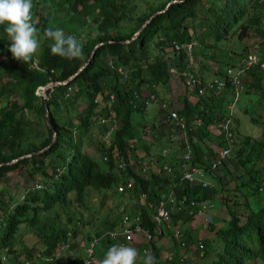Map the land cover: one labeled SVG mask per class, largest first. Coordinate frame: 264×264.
<instances>
[{
  "label": "trees",
  "instance_id": "obj_1",
  "mask_svg": "<svg viewBox=\"0 0 264 264\" xmlns=\"http://www.w3.org/2000/svg\"><path fill=\"white\" fill-rule=\"evenodd\" d=\"M121 8L124 14L117 13ZM32 16L41 38L49 28L76 36L84 45V59L54 56L49 47L51 42L42 39L41 48L33 58L39 69L31 67L32 62L24 64L12 58L9 41L0 26L3 35L0 34V183H4L8 173L26 171V187L31 189L22 199L21 190L8 196L7 210L1 208L4 200L0 190V264H61L54 258L60 247L72 252V258L64 253L66 264L82 260L83 249L93 236L122 228V215L131 213L127 214L130 209L120 204H116L115 209H120L116 212L108 207L99 225L92 227L91 237L83 221L91 223L93 203L101 207L107 202L105 196H97L99 191L107 189L111 198L134 200L132 208L140 215L139 224L150 233L155 232L150 215L160 192L172 189L176 202L186 197L181 211L170 212L165 228L182 229L185 245L196 241L193 232L190 235L188 232L200 230L204 233L202 248L190 249L182 261L171 257L173 260L164 264H187L188 258L197 252L204 257L207 238L212 236L221 240L222 247L207 264H264V69L258 64L243 71V90L235 101H239L238 108L234 111L233 107L230 115L226 114L227 110L225 113L232 93L225 69L236 64L231 57L254 53L259 62L264 60V0H33ZM231 44L233 47H228ZM95 45L92 57L75 78L49 92L45 103L48 123L44 122L43 101L34 94L35 88L44 85L49 76L62 81L75 73ZM99 58L101 62L97 64ZM112 59L121 73L108 65ZM207 68L214 77H203ZM183 70L202 81L216 77L224 80L221 90L203 89L191 100L182 98L179 110L174 108L183 118L184 134L166 121V103L164 107L162 102L158 103L156 118L149 122L142 119L148 107L145 102L150 95L154 96L156 87L166 85L171 74ZM175 76L185 85L183 77ZM70 85L76 88L69 96L71 101L64 96ZM9 86H14V90L10 92ZM109 95L112 101L107 110L105 102ZM62 106L66 107L67 117L60 121ZM99 115L118 123L107 146L99 140L97 130L91 135L87 133L90 128L93 130ZM132 116L138 122L136 137ZM228 117L227 137L221 125ZM39 122L34 128L33 124ZM248 122L258 126L256 134L240 130ZM171 128L176 140L171 138ZM53 130L55 139L47 147ZM162 135L166 139L168 135L169 142L178 143L180 160L188 145L186 166L202 167L203 178L210 184L179 181L180 172L172 167L176 164L174 153L171 154L174 161H169L171 173L161 172L169 150L161 146L156 152L153 148ZM83 141L95 157L82 152ZM224 148L230 150L227 159L210 169L217 152ZM135 149L141 152L140 156L135 154ZM132 152L137 156L136 161H131ZM26 154L29 156L19 158ZM104 156L106 160L102 161ZM119 159L127 162L125 168H115ZM147 162L152 165L148 167L152 172L144 175L142 168ZM129 180L132 186L122 193L124 196L113 188L114 184ZM173 183L176 186H171ZM140 192L145 193V200L139 204ZM214 199L228 215L221 226L209 223L213 204L195 217L188 214V201L212 203ZM202 222L208 227H203ZM20 224L33 230L35 240L18 250L19 242L13 240ZM79 224L83 230L78 228ZM165 234L171 235L170 230ZM99 244L106 253L114 243L106 238ZM162 244V239L149 244L148 254L155 257L156 264H163ZM172 249L176 253L178 246ZM137 251L140 257L146 256L140 249ZM101 252L95 248L92 264H100L105 255H100Z\"/></svg>",
  "mask_w": 264,
  "mask_h": 264
},
{
  "label": "built area",
  "instance_id": "obj_2",
  "mask_svg": "<svg viewBox=\"0 0 264 264\" xmlns=\"http://www.w3.org/2000/svg\"><path fill=\"white\" fill-rule=\"evenodd\" d=\"M174 48H177L176 45H174ZM186 48L188 52L189 47L187 46ZM257 64L259 65L260 68L264 69V60L259 62L254 53H248L245 57H242L239 60H237L234 67H226L225 73L226 75L230 76V80L232 84V95H233L231 102L227 103L226 105L227 114L230 115L231 113H233L234 103L237 100L240 92L243 90L244 85H243L241 74L248 67H252ZM108 65L113 67L116 72L121 73L120 68L117 66V64H112V61H108ZM175 75H179L183 77L185 81V85L187 87L192 86L193 88H195L197 92L196 94H199L203 89L221 90L224 87V80L219 77H216V78H213L207 81H202L196 76H194L192 73L188 72L187 70H183L180 73H176ZM57 84H58V81L50 80L48 82L49 87L56 86ZM72 90H73L72 87H67L65 97L69 96ZM39 91L42 92V87L39 89ZM108 100H109V103L112 101L111 95H109ZM154 101H155L154 96L150 95L149 99L145 103L148 105L149 103H153ZM161 107H164V105L162 104ZM165 117L168 123H172L174 126L178 127L180 132L184 134L185 132L184 121H183V118L178 115L176 110H167V114ZM107 118H108L107 125L111 126L112 123L115 121L113 120V118H110V117H107ZM229 121H230V118L228 117L223 121L221 125L223 133H225L227 137L230 135L228 131ZM196 123H200L199 120H196ZM113 130L114 128H111L109 134ZM171 130L172 132H174L173 128H171ZM230 140L231 139L229 138L228 142H230ZM105 145L107 146L106 143ZM229 152H230L229 148H224V149L219 150L216 154L215 159L210 163V169H214L215 167L220 165L222 162H225L228 155L230 154ZM189 153H190V150H189L188 145L186 144L185 151L183 152L181 156V161H180V166L182 169L180 171L179 181L187 180L190 183L198 182L201 186H206L210 184L207 180H205V178H203V176H205V171L202 167H199V166L198 167L197 166L187 167L186 166L185 162L189 161ZM162 155H164V152H162ZM136 157L137 156L134 155L131 161H136ZM105 160H106V157L105 156L102 157V161H105ZM126 165H127V162L125 163L122 159H119L117 163L115 164V168L123 169L126 167ZM147 170H148V167L144 166L142 168L143 172ZM160 170L164 175H168L171 173V167L167 163L163 164ZM174 185H175L174 183L173 185L171 184V186L173 187ZM131 186L132 184L129 180L125 183L121 182V183L116 184L115 190L117 193H123V192L128 191L129 188H131ZM157 191L159 192V190ZM160 193H161L160 198L158 199L156 205L153 207L154 213L150 215L151 220H153L155 223L154 233H150L146 228H143L139 224L140 215L138 211L134 209H130V211L127 212V214L131 212L129 216L125 215L126 213L122 215V224H123L122 228H119L118 230L106 231V232H103L93 237L88 242L85 249L83 250L82 260L78 261L79 260L78 259L73 264H92L93 262L92 258L94 256L93 253H94L95 245H97L98 242L104 238L105 239L108 238L112 240L113 243H115V245H125V246L130 247V245L134 243L133 247L136 248L137 250L140 249L142 254H145V255L149 253L148 248H149L150 242L156 243L158 239H162L163 244H165L164 246H167V249L164 250L162 248L166 252H163V254H161V257L166 262L172 261L173 259H171V257L174 258V256L178 259V261H182L184 257L186 256L185 254L188 253L190 249L191 250L201 249L202 248L201 240L194 241L191 244L189 243L187 245L184 244L182 229L176 226L174 227L172 226L171 228L166 229L168 227L167 224L169 222L170 212L181 211L186 201V197L182 196L180 200L176 202L174 198L175 193L173 192L172 189L166 192H160ZM144 200H145V193L140 192L137 196V201L140 204V203H143ZM130 202L134 203V200L130 199ZM211 205L212 203L208 200H202V201L190 200L188 201V204H187V209H188L187 212L190 216L195 217L199 214H202V212L206 208L210 207ZM204 218H206V213L204 215ZM166 230H170L171 235L165 234ZM116 235H121V237L117 238ZM167 237H169L170 239L168 240ZM173 244L178 246L176 253H174L175 251L172 249L174 247ZM142 245L143 247H140Z\"/></svg>",
  "mask_w": 264,
  "mask_h": 264
},
{
  "label": "rangeland",
  "instance_id": "obj_3",
  "mask_svg": "<svg viewBox=\"0 0 264 264\" xmlns=\"http://www.w3.org/2000/svg\"><path fill=\"white\" fill-rule=\"evenodd\" d=\"M124 9L123 8H121L120 10H118V14H124ZM135 37V33H133V35H132V38H134ZM228 47H233L232 46V44L230 45V46H228ZM235 56H232L231 57V60H233V58H234ZM105 58H107V55L106 56H104V58H103V62H104V59ZM112 61V64H117V62H115V59H112L111 60ZM100 62H101V60H100V58L96 61V63L97 64H100ZM52 73H54V71L52 70ZM219 78H221V77H219ZM66 80V79H65ZM65 80H62V81H59L58 80V85L57 86H59V85H64V84H66V83H63ZM74 85V84H73ZM9 88H10V91H13L14 90V86H9ZM67 91V90H66ZM232 97H233V95H232V93L230 94V96H229V99H228V101H227V103H229V102H231V100H232ZM45 98H48V95H46V97ZM67 98V100H69V101H71V98H68V96L66 97ZM97 100L98 101H100L101 99H100V97L98 96L97 97ZM239 100H240V98H239ZM84 101H85V98H84ZM86 102V101H85ZM109 100L107 101V102H105V104L107 105V110H109ZM226 103V104H227ZM238 104H239V101L238 102H236L235 104H234V111L238 108ZM153 105H155L156 106V104H153ZM174 108H176V107H174ZM226 110H227V108H226V105H225V113H226ZM55 114V113H54ZM144 114H145V111H144V113H143V117H142V119L144 118ZM227 114V113H226ZM65 117H67V113H66V107H64V106H62L61 107V111L59 112V117L58 118H60L59 120L60 121H63V119L62 118H65ZM30 118H35V116L34 115H30ZM148 118H150L149 117V114H148ZM155 117H153L152 119H154ZM89 120H90V122H92L93 121V119H92V116H89ZM34 122H36V120L34 119ZM107 123H108V118L107 117H103L102 118V116H96V119H95V124H94V126H93V130L90 128L88 131H87V133L89 134V135H91V133L92 132H95L96 130L98 131V134L97 135H99L100 136V141H102V142H104V143H106V144H108V142L110 141V134L114 131H112L110 134H109V132H110V130H111V128H117L118 127V123H115V122H113L112 123V125L111 126H108L107 125ZM38 124H41L40 122L39 123H36L35 125L33 124V127L34 128H36L37 127V125ZM132 124H133V127H134V132H135V137H136V135L138 134V131L139 130H136L135 128L137 127V124H138V122H137V120H136V118L134 117V116H132ZM93 125V124H92ZM91 125V126H92ZM240 130L241 131H243L244 133H246V132H249L250 134H256L257 133V130H258V126L257 125H253V126H251L250 125V123L248 122V123H243L242 124V127H240ZM86 132V131H85ZM175 134V132H171L170 131V135H171V138L173 139V140H176L175 139V137H172V134ZM73 134H74V136H75V132L73 131ZM85 135H87V134H85ZM73 136V135H72ZM148 137H150V136H148ZM168 135H167V139H166V137L164 136V135H162V138L161 139H159L158 140V142H157V144L154 146V151H159L160 150V147L161 146H164V147H166L168 150H171V149H173L174 147H176V153H175V155H176V157L174 158V159H177L176 160V164H171L172 165V167H173V169L176 171V172H180L181 171V166H180V151L181 150H179L178 148H177V145H176V143H171V142H169L168 141ZM135 140H136V138H135ZM170 144V145H169ZM91 147H89L84 141H83V145H82V147H81V150H82V152H85V153H87L88 154V156H91V157H95V153L90 149ZM92 148H93V146H92ZM135 150H138V149H135ZM135 150H133L134 152H135ZM134 152H132V153H134ZM138 152H139V150H138ZM174 159H171V157L169 156V155H167L166 156V163L167 164H170L169 163V161L171 160L172 162L174 161ZM13 161H15V159H13V160H11L10 162H13ZM100 165H102L101 163H100ZM145 166H147V167H150V166H152L149 162H147L146 164H145ZM47 171L49 172L50 170L49 169H47ZM149 172H152L151 170H149V168H148V170L147 171H145L144 172V175L145 174H147V173H149ZM26 177H27V173H26V171H22V172H20V173H15L14 175H12L11 173H8V174H6V176H5V179H4V183H0V190H2L3 191V203H2V205H1V208L3 209H8L10 206H9V204L8 203H6V200H7V197L8 196H12V195H14L16 192H18L19 190H21L22 192H21V194H20V198L22 199V196L24 195V193L26 192V191H28V190H31V189H28L27 187H26V184H28V180L26 179ZM173 185V184H172ZM174 186H176V184L174 185ZM34 188H38V185L37 184H34ZM113 188L114 189H116V184H114L113 185ZM110 190L109 189H107V190H102V191H99L98 193H97V196H98V198L99 197H101V196H105L104 198H107V202L105 203V204H103L101 207H98V205H97V203H93L91 206H90V212H93L92 214H93V217L90 219V221H91V223L90 224H87L86 223V220H84L83 221V224H84V226H85V228L86 229H88V230H90L91 232H90V236L92 235V227L94 226V225H99V223L102 221V218L104 217V214H105V212L107 211V209H108V207H110V209H113L114 208V211L116 212L117 210H120V209H115V207H116V204H120V207L122 206V207H125V208H128V210L129 209H133L132 208V205H133V203L132 202H130V199H128V201H127V199H125L124 197L122 198V199H118V198H116V199H114V198H111V196H110V192H109ZM120 194H122V193H120ZM123 195V194H122ZM140 195H142V194H140ZM124 196V195H123ZM94 198H95V196H93ZM97 198H95V200H96ZM111 199H114V200H111ZM214 208H213V210L210 212V213H212L213 214V216H214V219H211L210 220V224L211 225H213V226H221L222 225V223L225 221V220H227L228 219V215H226V213H225V211L221 208V205L219 204V202L218 201H216V203H214ZM95 213H97V215L95 214ZM86 214V213H85ZM95 216V217H94ZM208 224V223H207ZM202 225H203V227L204 226H206V227H208V225H206V222H202ZM78 228L79 229H81V230H83V226H82V224H79V226H78ZM93 236V235H92ZM91 236V237H92ZM116 237L117 238H120L121 237V235H116ZM79 237H77L75 240H77ZM167 239L169 240L170 238L169 237H167ZM35 240V236H34V233H33V230L32 229H30V228H28L27 226H25L24 224H20V225H18V229H17V231H16V234H15V237H14V242H19L18 243V250H20L21 249V247H22V245H24V244H26V245H30L31 244V242H33ZM203 240V239H202ZM207 246H206V248H205V250H204V253H205V255H204V257H201V252H197V254H195V255H193V256H190L188 259H189V262L187 263V264H207L208 262H210L211 260H213V259H215V257H216V252L217 251H219L220 249H221V247H222V242H221V240L219 239V238H217V237H215V236H212L211 238L210 237H208L207 238ZM113 245H115V243L113 244ZM133 245H134V243H132V245H130V247H133ZM165 244H162L161 246H162V248L164 249V250H166L167 249V246H164ZM98 248V249H101V245L98 243L97 245H95V248ZM164 252H166V251H164ZM64 253H67V256H70L71 258L73 257V256H71L72 255V252H67V250L64 248V247H60L59 249H58V251L56 252V255H55V260L56 259H58V260H60L61 262H64L65 261V258L67 257V256H65L64 255ZM71 254V255H70ZM161 254H163V250L161 251ZM101 255V254H100ZM175 257V256H174ZM143 257H140L139 255H138V258H137V261H136V264H143ZM162 259V258H161ZM54 260V261H55ZM53 261V262H54ZM162 261H163V264L166 262L165 260H163L162 259ZM167 263V262H166ZM62 264V263H61Z\"/></svg>",
  "mask_w": 264,
  "mask_h": 264
},
{
  "label": "clouds",
  "instance_id": "obj_4",
  "mask_svg": "<svg viewBox=\"0 0 264 264\" xmlns=\"http://www.w3.org/2000/svg\"><path fill=\"white\" fill-rule=\"evenodd\" d=\"M32 7L33 0H0V26L4 28V32L6 33L9 41L8 51H10L12 58L24 64L32 62L41 48L43 39L51 42L49 47L52 55L68 60H83L84 45L76 36L65 34L62 29L53 30L49 28L44 31V35L41 38L33 22ZM136 34L137 32H135V35ZM86 63L87 62L83 65ZM113 71L115 72V70ZM54 81L58 80L55 79ZM68 87H72L73 90L76 89L72 85ZM66 90L64 93H66ZM43 91L42 89V92ZM70 95H72V92L69 96ZM65 99L67 98L65 97ZM154 102L151 104H157L158 106V103ZM104 239H101L98 243ZM100 250H102L100 254L105 253L102 247ZM137 258L138 251L136 248L125 245H113L108 248L107 252L100 260V264H136ZM143 264H156L155 257L151 254H147L143 259Z\"/></svg>",
  "mask_w": 264,
  "mask_h": 264
},
{
  "label": "crops",
  "instance_id": "obj_5",
  "mask_svg": "<svg viewBox=\"0 0 264 264\" xmlns=\"http://www.w3.org/2000/svg\"><path fill=\"white\" fill-rule=\"evenodd\" d=\"M0 32H1V30H0ZM0 34H1V37H3L2 33H0ZM237 58L238 57H236V56L233 58V63L234 64L237 62V60L240 59V57L238 59ZM30 66L39 69V67L37 65V60L36 59H33V61L30 64ZM205 71H206V69L203 72H205ZM209 76L210 77L211 76L214 77L215 75H213V73L209 72V70L207 68V71L203 75V77L207 79V78H210ZM50 80H53L54 81L55 79H54V77L49 76L48 81L44 85H39L34 90V94L36 96L40 97L43 102L45 101V103H46V100H47V98H45L46 95H48L49 92L53 88V87H49V85H48V82ZM2 82H4V80H2ZM41 87L44 90L43 92H40L39 91V89ZM75 91H76V89L72 90V93L75 92ZM196 93L197 92H196V89L195 88L187 87L186 85L183 84V82L180 79L177 78V76L171 74L170 75V78H169V82L166 85H164V86L158 85L156 87L155 94H154V98H155V102H157V103H160V102L166 103L167 110H175V109L176 110H179L181 108L182 98H185V99H188V100L190 99L191 100L194 97H196V95H197ZM149 104H151V103H149ZM43 105H44V103H43ZM157 107H158L157 104H156V106L153 105V104H151V105H149L146 108V111H145V114H144V120L145 121L149 122L150 120H152L153 117H155L157 115V110H158ZM174 107H176V108L174 109ZM47 111H48V108H47ZM44 114H45V105H44ZM44 114H43V119H44ZM148 114H149V117L150 118H148ZM166 114H167V111H166ZM44 122L48 123L45 120H44ZM208 127L210 128V126H208ZM211 129H214V127H212ZM176 138H178V136H176ZM175 143H176V145L178 144L177 142H175ZM176 152H177L176 151V147H174L173 150H172V152H171V150H169L168 154L171 157V154H173V153L175 154ZM135 154L137 156H140L141 155V152H138V150H135ZM216 201H217V199L216 200L214 199V201H212L213 208L215 207L214 206V203H216ZM210 216H211L212 219H214V216H213L212 213H210ZM197 221H199V218L197 219ZM195 222H196V220H195ZM190 226H194V224L191 223ZM198 228H202V226H200ZM196 229H197V227H196ZM191 232H193V236L194 237L196 236V241L202 240V238L204 237V233L201 232L200 230H191V231L188 232V234L190 235ZM163 252H164V250H163ZM66 262L67 261H66V258H65V261L62 262V264H66Z\"/></svg>",
  "mask_w": 264,
  "mask_h": 264
},
{
  "label": "water",
  "instance_id": "obj_6",
  "mask_svg": "<svg viewBox=\"0 0 264 264\" xmlns=\"http://www.w3.org/2000/svg\"><path fill=\"white\" fill-rule=\"evenodd\" d=\"M144 24H145V23H144ZM144 24H143V25H144ZM143 25H142V26H143ZM142 26H141V27H142ZM141 27H140V28H141ZM95 47H96V46H94V48H95ZM94 48H93L92 51L90 52V54H89L88 59H87L86 62H88L89 59L92 57L93 52H94ZM83 67H84V65L80 66V67L77 69V71H76L75 73H73L72 75L68 76V77L66 78V80H65L63 83H67L68 81L73 80V79L75 78V76L77 75V73L80 72L81 69H82ZM43 103H44V105H45V101H44ZM47 113H48V111H47V108L45 107V114H44V120H45V121H47ZM55 134H56V133H55V131L53 130V131H52V135H51V141H50V143H49V145H48L47 147H49V146L53 143V141H54V139H55ZM45 148H46V147H45ZM45 148H43V149H41V150H38V152L44 150ZM26 156H29V154L22 155V156H20L19 158L26 157Z\"/></svg>",
  "mask_w": 264,
  "mask_h": 264
}]
</instances>
